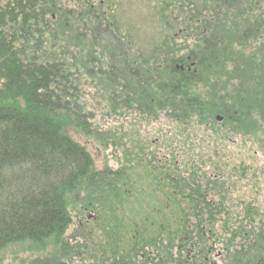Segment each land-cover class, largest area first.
Returning <instances> with one entry per match:
<instances>
[{
  "label": "trees",
  "instance_id": "1",
  "mask_svg": "<svg viewBox=\"0 0 264 264\" xmlns=\"http://www.w3.org/2000/svg\"><path fill=\"white\" fill-rule=\"evenodd\" d=\"M182 33L193 37L189 55L195 56L198 66L220 52L233 66L236 81L228 84L235 89L218 96L222 104L218 111L226 115L234 111L232 123L238 124L252 115L245 110L253 107L263 121L264 0H0V252L23 245L24 251L39 255L31 256L28 264H74L79 259L84 264H140L138 259L143 257L142 264L155 259L168 264L169 252L181 239L194 259L175 264H206L203 257L218 235L204 216H212L209 210L215 216V208L182 212L177 232L169 230V239L156 223L147 228L148 223L138 224L125 237L124 223L108 222L99 205L121 200L128 192L126 175L96 169L88 148L70 134L94 133L87 93L81 87L86 82L68 72L74 52L77 65L85 69L88 51L98 53L106 46L131 50L132 65L141 66L137 92L158 93L155 99L161 109L163 88L172 83L164 77L167 60L176 52L175 45L179 50ZM145 67L152 71L151 77ZM133 69L136 74H131L137 77ZM197 72L184 74H191L200 87ZM184 74L173 84L177 100L169 95L179 117L188 100L182 98L181 89L193 87L191 91L197 93L194 83L182 80ZM97 77L105 99L130 95L121 89L129 80L104 70ZM207 109L202 115L212 121L213 106L208 104ZM258 128L264 131V122ZM159 168L165 177L162 188L178 203L170 192L180 189L170 177L175 170L166 165ZM188 171L191 182L184 191L193 195L198 188L197 170ZM72 200L81 205V210L74 205L72 214L93 209L104 227L98 232L73 228L68 233L74 217L69 209ZM186 218L196 220L190 230L184 225ZM241 239L234 250L232 240L227 241L222 264H264V235Z\"/></svg>",
  "mask_w": 264,
  "mask_h": 264
},
{
  "label": "rangeland",
  "instance_id": "2",
  "mask_svg": "<svg viewBox=\"0 0 264 264\" xmlns=\"http://www.w3.org/2000/svg\"><path fill=\"white\" fill-rule=\"evenodd\" d=\"M178 42L181 45L179 50L175 45L176 52L172 59L167 60L166 66L169 68H166L164 77L172 83L163 88L162 97L165 99V104L161 109L155 99L159 96L158 93L155 96L154 93L139 94L137 92L139 83L137 78L140 76L141 66L132 65L135 63V58L131 50L120 47L114 50L106 46L97 51L98 53L88 51V64L85 69L77 65L79 62L75 61L76 52H74L69 58L71 68L68 72L86 82V85L81 87L87 93L85 100L88 104V115L94 133L91 136L85 132L83 134L70 131V134L88 148L96 169H112L124 172L126 175L129 181L128 192L124 193L121 200L99 205L101 215L104 212L108 216V222L121 221L124 223L125 237H130L135 232L137 224L143 226L148 223L145 225L147 228L149 225L153 227V223H156V227H161L165 232L164 236L169 239L170 231L177 232L175 229L184 212L180 202L173 203L172 200L169 202V199L168 206L165 208L164 199L160 196L163 190L159 188L162 180L157 166L158 162L155 161L152 167L147 159L143 160L139 153H142L144 148L147 157L151 151L156 150L160 158L166 154L170 156L168 159L178 157L179 165L183 170L188 167L196 169L198 174L203 175L200 176L201 186L206 187L205 185L208 184L209 189L212 190L215 205L211 207L217 205L215 216L212 210L208 211L211 217L204 216L209 224H213L215 234L218 235L215 249L208 257L213 263L218 261L222 264L227 254L224 250L228 240H232L230 244L231 249L234 250L237 248L234 245L243 241L242 235L251 237L257 233L264 235V131L258 128L264 120L256 116L253 107L245 110L247 113L253 112L252 115L241 119L238 124L232 123L233 110L232 113L229 111V115L218 111L222 105L218 101V96L222 97L223 92L231 88L235 89L228 84L236 81L232 64L224 61L226 54L220 52L216 53L215 59L207 58L204 61L205 64L198 66L195 63V56L189 55L192 42H194L193 37L182 33V40ZM183 65L191 68L188 71L195 72L198 69L196 76L201 80L200 87L191 74H184L187 70H181L179 67ZM133 68L138 71L137 77H135L136 71ZM103 70L106 73L116 74L120 80H127L126 82L129 80L128 86L121 85L124 92H127L126 90L130 92V95L127 93L126 99L121 98L120 93L116 94L120 97L119 99L113 96L105 99L102 96L97 76ZM143 71L150 77L152 76V71L146 67ZM133 72H135L134 75L131 74ZM183 74L182 80L186 84L194 83L197 93L194 94L191 91L190 88L193 87L181 89L182 98L188 100L184 102L183 116L179 117L181 113L177 111L174 104H171L170 97L177 100V91L173 84H176ZM208 75H217V77L212 76L208 80ZM208 104L214 109L212 121L205 120L202 115L209 110L207 109ZM188 114L190 115L187 116ZM219 116L221 119L218 120ZM74 201L70 202V213L74 210V205L78 209L81 208V205H76ZM95 214H92L90 218L92 221L89 220L93 227ZM146 216L149 220L144 221ZM163 222H165L164 227ZM185 222L188 223L183 224L190 230L189 225H194L196 220L186 218ZM83 227L92 228L80 225L74 215L68 233L73 231V228ZM99 229L97 228L96 231L98 232ZM146 231L150 232V229ZM182 235L184 236L183 233ZM192 240L194 241V239L190 241ZM180 241L181 239H177L173 252H169L168 264L181 263V260L189 263L194 259V253L190 252L189 245ZM27 244L30 247V244ZM24 250H27L25 246L16 245L0 252V264H28L31 256H39L38 253L34 254ZM252 250L255 252L254 249ZM152 256L150 255V258ZM80 260L83 259H79L74 264L85 263ZM138 260L140 264L145 262L144 257ZM155 263L158 264L157 259L152 264ZM146 264H151V261Z\"/></svg>",
  "mask_w": 264,
  "mask_h": 264
},
{
  "label": "flooded vegetation",
  "instance_id": "3",
  "mask_svg": "<svg viewBox=\"0 0 264 264\" xmlns=\"http://www.w3.org/2000/svg\"><path fill=\"white\" fill-rule=\"evenodd\" d=\"M193 65V64H192ZM181 68V70H184V71H188L190 70L191 68H187L186 66H179ZM190 72V71H188ZM218 120L221 119V117L219 116L217 118ZM150 149V148H149ZM146 150L144 148V150L142 151V153H139V156L142 157V159H147L148 163H150V165L152 167H154V163H155V160L158 162L157 166L160 167L161 166H164L166 165V168H171V169H174L175 170V173L173 175H170V177H172V181H173V184H175L177 187H179L180 189L178 191L172 189V194H174L176 196V198L178 199V203L180 202V206L181 208L184 210V211H190V210H201L202 208H215L217 207V205L214 207H211L212 205H215V200H213V197H212V190L209 189L208 187V184L205 185L206 187L204 186H201V180H200V176H203L201 174H198L199 172L196 171V175H197V178L195 179L196 181V185L198 186V188L195 190V193L193 195H190V194H187L186 191H184V189H187V186L189 185V183L191 182L189 179H188V175L190 174V172L188 171V168H185V170H183L180 165H179V159L178 157L176 158L174 155V157L172 159H168L170 156L168 154H166V156L164 155V157L160 158V155L158 153V151L154 150V152L151 151L150 154H148V157L146 156ZM162 156V155H161ZM179 156V154H178ZM160 170V168H159ZM213 174V172L211 173V175ZM206 175V174H205ZM160 177H161V182L159 183V188H161V190H163L162 192H160V196L164 199V202L166 204V207L168 206V199H169V202H170V197H168V192L163 189L162 187H164L166 184L163 183L164 181V178L162 174H160ZM218 177V175H217ZM174 186V185H172ZM215 195V194H214ZM84 211L86 212H81V213H78L76 214V217H77V220L80 222V225L83 224V226H91L92 228H88L87 227H83L82 229H85L89 232H91L92 230H96L97 228H103V226L105 224H103V219L100 218V214L98 212H96L95 210L91 209L89 210L88 208H86ZM93 212H96L97 214L93 213ZM84 213H88L87 215H85ZM92 214H95L94 216V227L93 225L91 224V219L92 218ZM86 216H88L86 218ZM89 220H91L89 222ZM155 224V223H153ZM138 226V224H137ZM164 227V225H163ZM185 239H187V237H185ZM216 242V241H215ZM213 242V245L212 247L208 248V255H204V262L206 264H220L218 261H215L214 263L212 261H210L209 259V254H211L214 249H215V246H216V243ZM221 256V254H219ZM89 262H92V261H88L87 264Z\"/></svg>",
  "mask_w": 264,
  "mask_h": 264
}]
</instances>
